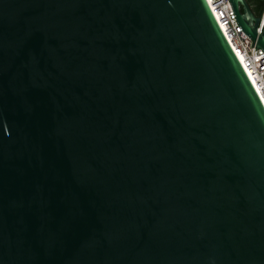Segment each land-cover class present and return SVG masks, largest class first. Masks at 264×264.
I'll use <instances>...</instances> for the list:
<instances>
[{
	"label": "water",
	"instance_id": "obj_1",
	"mask_svg": "<svg viewBox=\"0 0 264 264\" xmlns=\"http://www.w3.org/2000/svg\"><path fill=\"white\" fill-rule=\"evenodd\" d=\"M0 264H264V103L207 0H0Z\"/></svg>",
	"mask_w": 264,
	"mask_h": 264
},
{
	"label": "built area",
	"instance_id": "obj_2",
	"mask_svg": "<svg viewBox=\"0 0 264 264\" xmlns=\"http://www.w3.org/2000/svg\"><path fill=\"white\" fill-rule=\"evenodd\" d=\"M233 50L249 71L264 102V49L254 40L238 20L231 0H207ZM262 18L259 31L262 28ZM241 62V63H242Z\"/></svg>",
	"mask_w": 264,
	"mask_h": 264
},
{
	"label": "flooded vegetation",
	"instance_id": "obj_3",
	"mask_svg": "<svg viewBox=\"0 0 264 264\" xmlns=\"http://www.w3.org/2000/svg\"><path fill=\"white\" fill-rule=\"evenodd\" d=\"M237 8L246 18L258 21L259 30L264 17V0H237ZM260 31H264V22Z\"/></svg>",
	"mask_w": 264,
	"mask_h": 264
},
{
	"label": "bare ground",
	"instance_id": "obj_4",
	"mask_svg": "<svg viewBox=\"0 0 264 264\" xmlns=\"http://www.w3.org/2000/svg\"><path fill=\"white\" fill-rule=\"evenodd\" d=\"M238 57H239V59H240V61L242 62V60H241V58H240V56L238 55ZM242 64H243V62H242ZM243 66H244V68H245V70H246V72H247V74L249 75V77H250V79H251V81L253 82V84L255 85V82L253 81V79H252V77L250 76V74H249V71L247 70V68H246V66L243 64ZM255 87H256V85H255ZM257 89V88H256ZM264 103V102H263Z\"/></svg>",
	"mask_w": 264,
	"mask_h": 264
}]
</instances>
